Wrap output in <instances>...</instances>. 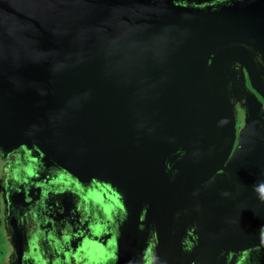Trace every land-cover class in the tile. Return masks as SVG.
I'll return each instance as SVG.
<instances>
[{
    "label": "water",
    "instance_id": "1",
    "mask_svg": "<svg viewBox=\"0 0 264 264\" xmlns=\"http://www.w3.org/2000/svg\"><path fill=\"white\" fill-rule=\"evenodd\" d=\"M171 1L0 0V150H31L39 174L54 166L80 185L99 179L142 200L157 195L159 264L186 256L171 231L195 190L191 210L208 224L193 254L235 259L264 245V201L253 190L264 182V146L248 139L258 125L246 116L231 153L236 112L223 67L238 60L247 71L248 53L215 50L248 44L230 36L247 31L249 18ZM214 133L212 150L190 161ZM127 224L134 230L118 228L114 239L129 251L138 229ZM107 235L56 226L70 253Z\"/></svg>",
    "mask_w": 264,
    "mask_h": 264
},
{
    "label": "flooded vegetation",
    "instance_id": "2",
    "mask_svg": "<svg viewBox=\"0 0 264 264\" xmlns=\"http://www.w3.org/2000/svg\"><path fill=\"white\" fill-rule=\"evenodd\" d=\"M172 1L207 14L226 12L234 15L241 12L248 16L247 31L230 36L248 39V44L231 43L215 51L235 46L241 53H248L247 71L238 60H230L223 67L228 97L232 98L236 112L231 153L246 116L258 125L257 134H248V139L252 145L264 146V98L255 90L262 88L264 91V0ZM216 137L217 133H214L211 139L205 138L202 145L191 151H199V155L190 161L205 158ZM34 162L31 150L22 145L8 149V152L0 150V264H54L57 260L60 264H159L156 254L157 195L153 201L142 200L126 195L109 181L99 179L80 185L60 174L54 166H45L39 174ZM185 167H189V163ZM194 191H186L171 231V244L186 256L183 259H163V264H264V245L244 251L235 259L201 256L198 250L193 254L195 245H206L208 224V217L202 209L199 208L197 214L191 210L195 197L189 196L194 195ZM56 218L58 222H55ZM187 218L191 226L186 225ZM106 221L111 222L115 235L118 228H130L132 232L134 229L127 223L134 224L138 229L135 231L137 240L133 241L135 248L126 251V245L118 246L114 234L109 235ZM91 223L99 224L101 232L108 234L104 245L89 244L78 252L64 251L56 236L57 224L58 228L65 226L78 230ZM259 242H264V227ZM96 250L106 254L98 256Z\"/></svg>",
    "mask_w": 264,
    "mask_h": 264
},
{
    "label": "clouds",
    "instance_id": "3",
    "mask_svg": "<svg viewBox=\"0 0 264 264\" xmlns=\"http://www.w3.org/2000/svg\"><path fill=\"white\" fill-rule=\"evenodd\" d=\"M169 167H170V165H169ZM253 190L258 194V198L261 201H264V182L258 183L257 185H255ZM89 228L93 231L94 235H103L104 234L101 232V226L99 224H90ZM70 239L71 238L68 235L63 236V240L65 242L70 241ZM85 243H87V240L85 241ZM94 246L99 247V245H94ZM45 264H46V262H45ZM54 264H60V261L57 260L54 262Z\"/></svg>",
    "mask_w": 264,
    "mask_h": 264
},
{
    "label": "rangeland",
    "instance_id": "4",
    "mask_svg": "<svg viewBox=\"0 0 264 264\" xmlns=\"http://www.w3.org/2000/svg\"><path fill=\"white\" fill-rule=\"evenodd\" d=\"M96 251H97L96 253L98 254V256H100V255H102V254H104V255L106 254V252L104 253V252H102V251H100V250H96Z\"/></svg>",
    "mask_w": 264,
    "mask_h": 264
}]
</instances>
